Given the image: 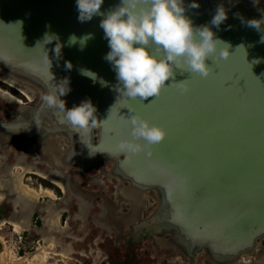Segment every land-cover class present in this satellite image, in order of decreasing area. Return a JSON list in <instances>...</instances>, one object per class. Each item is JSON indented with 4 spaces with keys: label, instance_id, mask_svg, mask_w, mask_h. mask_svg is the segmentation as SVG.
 <instances>
[{
    "label": "water",
    "instance_id": "water-1",
    "mask_svg": "<svg viewBox=\"0 0 264 264\" xmlns=\"http://www.w3.org/2000/svg\"><path fill=\"white\" fill-rule=\"evenodd\" d=\"M193 3L198 7H189ZM118 4L104 0L101 12ZM184 7L194 26L209 25L230 45L231 55L214 65L208 61L213 70L207 78L174 69L166 82L171 85L156 99L128 100L116 91L115 71L104 59L109 47L99 27L103 17L80 22L75 0H0V73L7 83L33 88L41 97L67 92L61 96L66 108L91 100L98 126L87 133L62 123L63 114L42 99L23 130L45 131L54 141L61 132L73 144L65 156L80 164L78 170L104 157L131 192H154L160 200L153 215L159 208L162 232L171 230L178 242H187L182 257L193 261L205 250L220 264H248L264 239V31L247 21L264 20V0H184ZM217 7L227 13L219 27L210 24ZM89 34L81 45L79 38ZM127 108L166 129L150 154L117 148L129 138Z\"/></svg>",
    "mask_w": 264,
    "mask_h": 264
},
{
    "label": "flooded vegetation",
    "instance_id": "flooded-vegetation-1",
    "mask_svg": "<svg viewBox=\"0 0 264 264\" xmlns=\"http://www.w3.org/2000/svg\"><path fill=\"white\" fill-rule=\"evenodd\" d=\"M2 76V73H0V183L7 180L8 175L11 173V168L21 160L20 166H32L31 168H36L38 171H44L42 172L43 174L63 183L64 187V189H61L55 183L38 174L32 172L26 173L24 178L27 174L38 176L41 187L44 186L52 190L56 196V198H51L45 195L46 198L50 201L56 200L58 202L51 204L37 200L29 221V227L18 233H23L24 235L37 233L45 239H55L58 234L60 235L61 229L62 237L71 239V242L67 244V247L63 246V249L70 251L72 243L80 241V238L71 233L69 229L64 232L69 222L63 220V218L65 214L70 213L67 215L70 216L69 221L76 218L82 220L83 224L78 227L77 232H81L84 238L87 237L90 226L88 217L90 209L93 207L90 198L100 194L99 190L105 186L102 178H106L108 181H114L116 184L115 203H111V199L104 198L105 204L99 205L103 210L99 219L109 230L111 227L113 229L114 226H118L122 230L123 237L121 240H119L120 238H113L112 243L115 245H125L127 252L132 257L134 256L132 260L133 264H189L192 262V259L189 260L186 256H181V254L186 255L187 253V247L185 246L187 242H178V237L176 238L175 233L171 230L162 232L161 223L156 220L159 208L153 215V211L159 206L160 200L154 192L149 191L141 195L131 192L129 190V182L122 181L114 176V163L104 157L100 158V163L92 164L93 167L90 166L88 169H84V171L78 170L80 164L77 161L71 162L67 154L65 156L66 151L70 150L73 144L70 141L65 142L61 132L55 135L56 138L54 137L57 142V148L52 155L47 153L45 146H43L46 141L41 140L42 136L46 137L48 135L45 131L39 130L36 132L37 134L31 135L34 132L33 130H23L24 124L28 123L26 122L28 115L41 101L40 93L28 90L25 92L24 86H19L16 83L11 85L4 81ZM4 91L7 94H4ZM91 133L92 144L97 145L98 129H93ZM15 134L23 136L20 140H16ZM93 173L96 174L93 175ZM30 179L31 177L26 180L29 181ZM91 183H97L100 186L98 191L93 192L94 194L77 189V186L82 188V186L90 185ZM0 190L3 191V188L0 187ZM84 196H88L89 200L85 199ZM38 201L40 204H38ZM123 202L125 205H128V210L126 211L122 210L121 204ZM113 206L117 207L118 215L110 212V208ZM51 208L52 211L60 215L59 225L53 224V222L49 225L46 221V219L52 218ZM74 208L75 211L72 213ZM19 211L20 204L15 203L13 199L6 198L0 202V221L13 227L12 223L21 221L20 215L18 214L17 216ZM35 213H39L37 219L42 226L40 228H38V221H35ZM91 220L92 223H96L97 217H92ZM106 238L99 239L95 237L93 248L96 249L89 248V253L94 254V260L104 258L102 252L97 250V245H106ZM263 240H260L261 245L256 251L255 256L248 258L251 260L250 263L254 260L253 264H264ZM135 249H137V252ZM106 254L109 256L108 252ZM78 255L84 254L78 253ZM198 258L197 260H195L196 257L193 258L195 262L192 264H220L210 260L211 258H209L205 250Z\"/></svg>",
    "mask_w": 264,
    "mask_h": 264
},
{
    "label": "clouds",
    "instance_id": "clouds-1",
    "mask_svg": "<svg viewBox=\"0 0 264 264\" xmlns=\"http://www.w3.org/2000/svg\"><path fill=\"white\" fill-rule=\"evenodd\" d=\"M103 3L104 0H75L77 19L86 22L94 16L103 17L99 27L109 47L104 59L115 71L116 91L128 100L156 99L165 87L171 85L166 82L174 77L176 68L189 72L191 76L207 78L213 70L208 61L214 65L226 61L231 55L230 45L217 38L209 25L194 26L192 19L185 14L184 0H119L112 10L101 12ZM189 7L198 5L193 3ZM226 19V10L217 7L210 24L219 27ZM247 24L264 31L261 28L264 20H249ZM90 38V34L80 37L79 42L83 45ZM76 41L77 37H70L71 43ZM261 42H264V36ZM253 63H259V60ZM81 74L96 80L90 70L82 69ZM180 91L188 89L181 88ZM66 93L58 90L43 95L41 99L48 107L58 109L63 114L61 122H66L76 132L87 133L97 127L96 107L91 100L66 108L61 99ZM127 109L129 138L122 139L117 148L132 155L150 154V148L166 138V129ZM111 110L112 107L107 119L99 120L101 124L110 118Z\"/></svg>",
    "mask_w": 264,
    "mask_h": 264
},
{
    "label": "rangeland",
    "instance_id": "rangeland-1",
    "mask_svg": "<svg viewBox=\"0 0 264 264\" xmlns=\"http://www.w3.org/2000/svg\"><path fill=\"white\" fill-rule=\"evenodd\" d=\"M24 87H25L24 89L25 92L27 90L32 92L35 90L33 88H29L26 86ZM4 94H7V92L4 91ZM50 135H51L50 133L47 135V137L49 136L48 143L51 149H55L54 147H56L57 145H53V144H55L56 142L54 140H51ZM22 136L23 135L16 134L15 138L16 140L17 139L20 140ZM46 152L52 154L50 151L46 150ZM21 163H22L21 160H19L18 163H15L16 165H14V167L11 168V173L8 175L7 178L8 181L5 180L4 182L0 183V187L3 188V191L0 190V202L4 201L7 198V199H13L15 203H19L20 211L17 213V216L19 214L21 218L20 222L12 223L13 227L10 226L9 224H4L3 221H0V264H133L132 260L134 256L132 257L131 254L127 252V247L122 244L115 245L114 243H112L113 238L115 239L120 238L119 240H121V238L123 237L122 230L118 226H114L113 229L111 227L109 230L106 226H104L103 223H101L99 219V216H101V213L103 211L101 206L99 205L105 204L104 198L111 199V203L112 202L115 203L114 195L116 192L115 189L116 184L114 181H108V179L106 178H102L105 186L101 190H99L100 186L97 184L98 182L91 183L90 185L87 184L86 186H82V188H79L77 186L78 190H83L89 194H94L95 191L98 190L100 194H98L97 196H92L90 198L93 207L92 209H90L89 212L88 219L90 226L87 237L84 238L81 232H77L78 227H80L83 224L82 220L76 218L73 219L72 221L71 220L69 221L70 216L67 215H69L70 213L65 214L63 220L68 221L69 224L68 227L65 228L64 232L69 229L71 233H74L76 236L80 238V241L78 242L76 241L72 243V249L70 251L68 249L67 251L63 249V246L67 247V244L71 242V239L62 237L61 229L59 232L60 235L58 234L57 238L55 239H45L44 237L40 236L37 233H34L33 235L30 234L24 235L23 233H18L21 232V230L27 229L29 227L28 226L29 221L31 219V215L34 210V205L37 200H39L40 202L43 201L44 203H51V204H53L54 202L55 203L58 202L56 200L50 201L48 198H46V196L51 198H56V196L52 190L47 189L44 186L41 187L40 184L41 182L40 180H38V176L27 174L25 178L28 179L29 177H31L29 181H27L24 178L25 174L28 172H32L35 174L38 173L33 168L24 170L26 165L20 166ZM108 168L110 169L109 166ZM94 174L96 173H93V175ZM15 180L17 181L18 186L24 187L27 185L29 188L32 189L31 193H27L29 196L26 198L27 201H29L27 202V204H26V200L22 195H19L18 192L12 191V189L14 190V186L13 185L12 187L9 186L11 184H14ZM56 185L61 187V185L58 184ZM61 189L63 188L61 187ZM32 195H34L35 197ZM84 198L89 200L88 196H84ZM39 201L38 204H40ZM121 206L123 211L128 210V205H125L124 202L121 204ZM74 211L75 208L73 209L72 213ZM110 212L115 215L119 214L116 206L110 208ZM38 215L39 213H35L36 216L35 221L36 222L38 221V228H40L42 226L39 223V220L37 219ZM51 215L52 218L47 219L48 224L50 225V223L53 222V224L55 223L59 225V219H60L59 213L52 211L51 208ZM92 217L95 218L97 217L96 223H92L91 220ZM17 225H19V227H17ZM95 237H98L99 239H105L107 237L106 245L104 244L97 245L98 247L97 250H100L102 252V255L104 256V258L100 260H94V254L89 253L90 252L89 248L94 247ZM93 249L95 250L96 248ZM135 251L137 252V249H135ZM107 252L109 253V256H107L106 254ZM78 253H83L84 255H78ZM194 262L195 261H192L189 264H192ZM253 262L255 261L253 260L252 263H248V264H253ZM143 264H147V263H143Z\"/></svg>",
    "mask_w": 264,
    "mask_h": 264
},
{
    "label": "bare ground",
    "instance_id": "bare-ground-1",
    "mask_svg": "<svg viewBox=\"0 0 264 264\" xmlns=\"http://www.w3.org/2000/svg\"><path fill=\"white\" fill-rule=\"evenodd\" d=\"M16 135V134H15ZM21 135V134H20ZM45 136H42V138H41V140H43V141H46L45 142V145H43V146H45V150H47V151H50L52 154H54V152L56 151V148H57V146L56 147H54L55 149H51V147H50V145H49V143H48V140H49V136L47 137H45ZM61 138V137H60ZM60 140V139H59ZM42 141V142H43ZM56 142V141H55ZM57 143V142H56ZM53 144V145H57V144ZM47 146H49V147H47ZM38 147V146H37ZM58 148H59V146H58ZM51 149V150H50ZM31 167L32 166H27L26 165V167L24 168V170H26V169H31ZM39 175H41V176H43V177H46L47 179H49V180H51V181H53L54 183H56V184H58V185H61V187L64 189V187H63V183H60L58 180H55V179H51L48 175H45V174H43L42 172H44V171H38L36 168H33ZM21 171V170H20ZM57 179V178H56ZM8 181V180H7ZM23 184V183H22ZM65 184V183H64ZM6 185V184H5ZM12 185L14 186V190L12 189V191H15V192H18L19 193V195H22L23 197H24V199L26 200V204H27V202H29V201H27V197H29L28 196V194L27 193H31L32 192V189L31 188H29L27 185L26 186H18L17 185V181L15 180L14 181V184H11V185H9L10 187H12ZM9 187V188H10ZM41 192V191H40ZM45 192V191H44ZM34 193V192H33ZM29 195H31V194H29ZM32 196H34V195H32ZM35 197V196H34ZM27 207V206H26ZM28 209V208H27ZM46 221H47V219H46ZM20 224V223H19ZM16 227V226H15ZM17 227H19V225H17ZM16 227V228H17ZM22 229V228H21ZM19 230V229H18Z\"/></svg>",
    "mask_w": 264,
    "mask_h": 264
}]
</instances>
